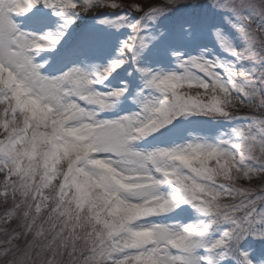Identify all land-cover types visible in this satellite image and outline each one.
<instances>
[{
	"label": "snow or ice",
	"instance_id": "1",
	"mask_svg": "<svg viewBox=\"0 0 264 264\" xmlns=\"http://www.w3.org/2000/svg\"><path fill=\"white\" fill-rule=\"evenodd\" d=\"M0 177V264H264V0H0Z\"/></svg>",
	"mask_w": 264,
	"mask_h": 264
},
{
	"label": "rangeland",
	"instance_id": "2",
	"mask_svg": "<svg viewBox=\"0 0 264 264\" xmlns=\"http://www.w3.org/2000/svg\"><path fill=\"white\" fill-rule=\"evenodd\" d=\"M122 4L127 6L130 3L137 2V3H142L145 7H147L150 4H158V3H163L164 0H120ZM179 3L181 4H191V3H196L197 0H178ZM98 11H111V9H98ZM116 11H120V9H117ZM134 15H139V13H134ZM89 21H85V23H88ZM238 115L242 114H250L252 110H250L247 107H242L236 110ZM241 123H247V121H240ZM0 180H2V177H0ZM244 183V182H242ZM253 185L259 187L261 186V182L259 180L253 181ZM5 205L0 199V213L4 211ZM252 238L249 237V240ZM253 247H255L257 250H259L261 247H264V245H259V244H254Z\"/></svg>",
	"mask_w": 264,
	"mask_h": 264
}]
</instances>
